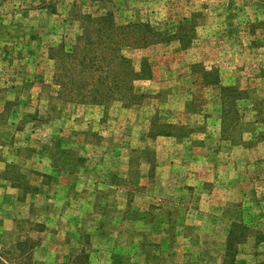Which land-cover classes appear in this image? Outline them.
<instances>
[{"label":"rangeland","instance_id":"obj_1","mask_svg":"<svg viewBox=\"0 0 264 264\" xmlns=\"http://www.w3.org/2000/svg\"><path fill=\"white\" fill-rule=\"evenodd\" d=\"M190 1L111 0L102 5L91 0H0V264H223L228 241L236 248L235 264H248L246 255L250 264H264V170L259 156H238L234 177L225 175L224 185L201 180L217 175L223 181V150L240 144L235 127L229 138L222 136L217 166L202 172L195 166L160 165L169 159L163 147L181 154V144L190 143V136H181L193 129L187 123L197 129L217 127L219 87L196 85L193 113L213 115L200 125V117H177V95L190 90L193 80L188 78L171 81L165 91L176 95L166 106L156 105L162 93H147L158 87L143 84L149 79L134 82L142 98L130 106L120 101L108 107L68 103L56 84L51 49H73L82 31L79 13L111 11L117 24L145 22L167 35L183 26L181 34L191 41L187 47L173 39L123 53L137 69L149 53L157 58L194 45L223 58L230 55L245 83L251 81L248 98L236 100L241 120L251 119V131H258L248 144L264 142V123L255 122V102L264 101V6L258 7L264 2L200 0L193 9ZM219 67L188 64L185 73L209 75L218 82ZM51 96L58 99L47 103ZM143 102L148 104L144 109L133 107ZM125 109L130 110L123 113ZM83 127L84 135H75ZM118 146L124 161L116 155ZM229 188L231 200L212 199ZM227 219H234L231 239ZM239 254L244 259L238 260Z\"/></svg>","mask_w":264,"mask_h":264},{"label":"trees","instance_id":"obj_2","mask_svg":"<svg viewBox=\"0 0 264 264\" xmlns=\"http://www.w3.org/2000/svg\"><path fill=\"white\" fill-rule=\"evenodd\" d=\"M91 1L104 5L111 0ZM47 8L52 13L56 12L54 7L47 6ZM79 17L82 22V31L73 49L69 52L61 47L51 49V58L55 59L57 65L55 77L56 84L60 87L59 94L65 97L68 103L98 104L106 107L116 101L122 102L124 106L139 103L142 95L135 91L134 82L139 79H150L151 66L144 59L141 61L140 68L137 69L132 59L123 53L124 49L145 48L173 39L179 40L182 47L189 46L191 42L181 34L183 26L178 27V32L167 35L153 29L145 22L132 21L117 24L111 11L98 16L79 13ZM262 75L264 76V68ZM204 77L207 78L206 84L217 82L214 78L209 79V75ZM220 94L222 136L225 139L229 138L231 130L235 127L237 136L240 137L236 143H242V134L252 130L253 123H245L241 120L236 100L248 98V91L237 86H223ZM255 104L257 108L255 122L264 123V101H257ZM233 137L236 138V134H233ZM260 138L264 139V133ZM233 232L235 231L232 227L230 239ZM233 247L234 245L228 241L226 259L223 264H235L236 248Z\"/></svg>","mask_w":264,"mask_h":264},{"label":"crops","instance_id":"obj_3","mask_svg":"<svg viewBox=\"0 0 264 264\" xmlns=\"http://www.w3.org/2000/svg\"><path fill=\"white\" fill-rule=\"evenodd\" d=\"M200 0H196L195 2L193 0L190 1V4H188V6L190 8H198L200 7V5L198 4ZM258 1V0H256ZM234 5V4H232ZM264 5L262 4H258V7H262ZM167 33V31H166ZM222 35V34H221ZM228 36V35H227ZM220 53L217 55V53H213V51H204L203 47H200L198 45H194L189 49H178V51H165L163 52L160 56H158L157 58H154V54L149 53L147 55L148 61H150L151 64V70H152V78L144 81L145 83L143 84H156L158 85V87H154L157 88V90H150L147 93L148 94H157L160 92V96L157 97L156 101V105L159 106H166L168 104V102L170 101L172 96H175L176 94L171 93L172 91H170V93H167L165 90L172 87V82L171 81H178V83H180L179 80H186V78L193 80L192 84L190 85V90L188 91H182V92H178V97L180 99V101L176 102L178 105V109H177V117L178 119H183L184 117L187 118H192L193 116H197L198 118L200 117V121L199 124L200 125H204L207 121H209L211 118H213V115L210 116L211 113H207V111H201L199 113H193L194 111V107L193 106H197L198 102H197V95H196V85L200 84L204 85L205 87L209 86L211 88L214 87H219V98L220 97V92H221V87L223 86H237L243 90H249V83H245L244 79L241 78L240 73H239V67L238 65L229 60V58L227 56L230 57V55H225V58H223L224 56L220 55ZM231 58V57H230ZM235 60L237 61V55L235 56ZM233 59V56H232ZM197 63H204V64H208V63H212L215 64L216 66H220L219 68H221L220 71V76L218 82H216V84H206L205 77L202 76H198V75H193L191 72L190 74L185 73L188 64H197ZM218 63V64H217ZM233 63V65H232ZM187 76H186V75ZM196 76V77H195ZM222 79V80H221ZM147 84V85H148ZM52 96H56L57 95V91H52ZM46 97V102L49 103L51 101V99H58L57 97ZM252 100L256 101L257 98ZM222 101V100H221ZM220 101V115H216V121H217V127L214 128L213 130L211 129H207L203 128V129H197L196 127H194V124H189L186 121H180V120H174V124H186L189 127L191 126L190 131L186 132V134H183L181 136H190L191 141L190 143H183L181 144V150L183 153L179 154L181 151L179 149L178 150H174V148L172 147H163L162 152H164L169 159L161 162L160 165L168 167V168H188L190 166H195L199 169L202 170V172H205V169H209L211 167H215L218 165V159H219V147L220 145L224 142L222 141V102ZM166 104V105H165ZM148 105L147 103L143 102L141 104H139L138 106H133V107H139V110H142L145 108V106ZM132 109V107L130 108ZM130 109H125L122 110L123 113L128 112V110ZM153 109V107H152ZM153 112H156V109L153 110ZM122 113V112H120ZM153 114V113H152ZM77 117H73V119H76ZM152 119V115L150 116V121ZM215 119V117H214ZM245 123H249L252 122V120H242ZM90 124L92 122L88 121ZM87 126V123H86ZM150 129V128H149ZM148 129V130H149ZM147 130V132H148ZM146 131H142L140 134L142 135H146L147 134ZM258 132V131H257ZM257 132L254 133V131L248 130L245 131L242 134V143L237 144V145H227L226 149H224V153L225 156H227V159L224 161L223 164H221L222 167V171H220V176L223 175V181L220 179H218L215 176H210L207 178H202L201 180H203L202 184H205L206 182H215L216 186L221 182H227L225 175H228V178L230 176V178L234 177V173H232V168L233 167H237L236 166V162L238 161V159H240L238 156H256L258 155V163L263 165V170H264V142H261L253 147H250V145L248 143H251L254 139H256L258 137ZM75 135H84L85 133V128H80L77 129L75 132ZM216 137V138H213ZM213 138V139H212ZM169 139V138H168ZM171 139V138H170ZM195 140H198L197 142H195ZM216 140V142H215ZM214 142V143H213ZM76 146V145H75ZM75 146L72 145V147ZM78 146V145H77ZM179 146V145H177ZM143 148V147H141ZM116 155L118 158L122 160V148L120 146H118L116 149ZM178 151V152H177ZM76 152V156H81V153H77L78 149H75ZM178 153V154H177ZM178 156H177V155ZM82 156H84L82 154ZM196 161V164H188V161ZM214 162V163H212ZM85 170L89 171V174L91 173L90 171V167H84ZM53 174L54 171L52 172ZM182 177H183V172H182ZM186 178H188L187 176H185ZM248 179V180H247ZM240 181V180H239ZM250 182V179L248 177H246L245 182ZM255 183V180H253ZM188 183V182H187ZM237 182H232L231 185H235ZM197 184L200 185L199 182H197ZM256 184V183H255ZM222 185H224L222 183ZM264 185V182H263ZM256 187V185L254 186ZM253 187V188H254ZM212 199L213 200H231L232 194H231V190L229 188V190L227 191V193H220L218 194H214L212 195ZM245 199H249L248 196H244ZM226 203H223L221 206L225 205ZM233 220L234 219H227L224 221V224H226V230L227 232H229L232 229L233 226ZM222 257H220L221 259ZM239 259H244L243 254H239L238 255V260ZM246 259H248V264H250L251 258L249 257V255H246Z\"/></svg>","mask_w":264,"mask_h":264}]
</instances>
